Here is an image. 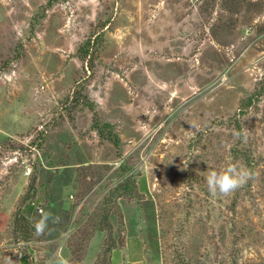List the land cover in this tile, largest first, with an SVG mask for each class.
<instances>
[{
    "label": "rangeland",
    "instance_id": "rangeland-1",
    "mask_svg": "<svg viewBox=\"0 0 264 264\" xmlns=\"http://www.w3.org/2000/svg\"><path fill=\"white\" fill-rule=\"evenodd\" d=\"M232 164L252 179L210 194ZM124 242L264 264V0H0V264H121Z\"/></svg>",
    "mask_w": 264,
    "mask_h": 264
},
{
    "label": "clouds",
    "instance_id": "clouds-1",
    "mask_svg": "<svg viewBox=\"0 0 264 264\" xmlns=\"http://www.w3.org/2000/svg\"><path fill=\"white\" fill-rule=\"evenodd\" d=\"M193 129L196 125H192ZM238 138L243 137L247 139L245 133H237ZM253 174L244 168L232 164L222 172L210 171L206 177L207 188L212 195L227 196L242 188ZM58 217H53L52 213L40 211L38 218L35 219L34 229L37 235H43L49 228L50 222H58ZM7 264H14L13 260L8 257Z\"/></svg>",
    "mask_w": 264,
    "mask_h": 264
},
{
    "label": "crops",
    "instance_id": "crops-1",
    "mask_svg": "<svg viewBox=\"0 0 264 264\" xmlns=\"http://www.w3.org/2000/svg\"><path fill=\"white\" fill-rule=\"evenodd\" d=\"M143 248H144V246L142 245V250L141 251H144ZM118 250L121 251V254H122V263L121 264H125L124 258L128 259V263L127 264H140L141 263L139 259H136V257L130 256L129 251H128L127 247L125 246V242L123 243V245L120 248H118ZM143 257L146 259L145 252L141 253L140 259H142ZM147 261H148V262H146L147 264H162L161 261H155V260L154 261L153 260H150V261L147 260Z\"/></svg>",
    "mask_w": 264,
    "mask_h": 264
},
{
    "label": "trees",
    "instance_id": "trees-1",
    "mask_svg": "<svg viewBox=\"0 0 264 264\" xmlns=\"http://www.w3.org/2000/svg\"><path fill=\"white\" fill-rule=\"evenodd\" d=\"M93 122H94L93 126L98 131V134H99L100 138H106V137H110L111 138L112 137V135L109 132H105L104 128L101 127V125L98 123L96 115H95V117L93 119ZM26 208L29 209V211H30V210H32V205H29ZM22 264H27V262H25V260H24V261H22Z\"/></svg>",
    "mask_w": 264,
    "mask_h": 264
},
{
    "label": "built area",
    "instance_id": "built-area-1",
    "mask_svg": "<svg viewBox=\"0 0 264 264\" xmlns=\"http://www.w3.org/2000/svg\"><path fill=\"white\" fill-rule=\"evenodd\" d=\"M35 209H37L38 211H41V209H40V208H38L37 206L35 207Z\"/></svg>",
    "mask_w": 264,
    "mask_h": 264
}]
</instances>
